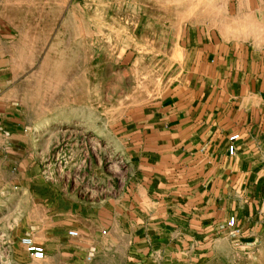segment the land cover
Listing matches in <instances>:
<instances>
[{"label": "crops", "instance_id": "0c3cea01", "mask_svg": "<svg viewBox=\"0 0 264 264\" xmlns=\"http://www.w3.org/2000/svg\"><path fill=\"white\" fill-rule=\"evenodd\" d=\"M208 4L216 11L185 21L173 81L111 125L132 169L115 195L85 200L38 187L55 117L39 111L37 96L28 114L29 69L0 53V224L11 231L0 244L11 249L8 262L20 264L23 254L37 262L21 250L23 230L44 246L41 264H182L209 256L231 225L263 227L264 0ZM41 84L30 85L34 96Z\"/></svg>", "mask_w": 264, "mask_h": 264}, {"label": "rangeland", "instance_id": "374dc122", "mask_svg": "<svg viewBox=\"0 0 264 264\" xmlns=\"http://www.w3.org/2000/svg\"><path fill=\"white\" fill-rule=\"evenodd\" d=\"M174 1L0 0V53H11L15 67L29 69L22 71L29 84L28 114L37 96L39 111L52 110L55 117L48 136L53 144L40 159L39 188L91 200L119 193L129 180L132 169L111 125L161 95L174 79L185 21L217 9L190 13L188 2L194 0L176 1L179 9ZM36 79L43 87L34 96L30 85ZM67 83L64 103L67 88H61ZM65 109L70 117L63 120ZM230 227L228 239L209 256L182 264H264V224L246 233ZM5 233L8 238L11 231L0 224V240ZM26 233L21 238L33 239ZM11 254L0 244V264H16L8 262ZM24 255L20 264H33Z\"/></svg>", "mask_w": 264, "mask_h": 264}, {"label": "built area", "instance_id": "2783aa9c", "mask_svg": "<svg viewBox=\"0 0 264 264\" xmlns=\"http://www.w3.org/2000/svg\"><path fill=\"white\" fill-rule=\"evenodd\" d=\"M239 137V135H235L230 138V145L228 148L230 154H234L236 151L235 141L238 140ZM21 243L35 259L40 260L45 257V248L43 246L37 245L31 237H23L21 239Z\"/></svg>", "mask_w": 264, "mask_h": 264}, {"label": "bare ground", "instance_id": "6f19581e", "mask_svg": "<svg viewBox=\"0 0 264 264\" xmlns=\"http://www.w3.org/2000/svg\"><path fill=\"white\" fill-rule=\"evenodd\" d=\"M176 1H178V0H175L174 1V7L175 8H177V9H179L180 8V5H178L177 4V2ZM189 4H188V12H195V10H198V8H202L203 10L204 9H207L209 6V2L207 1V0H194V1H190V2H188ZM146 76H144V78H145ZM141 86V85H140Z\"/></svg>", "mask_w": 264, "mask_h": 264}]
</instances>
